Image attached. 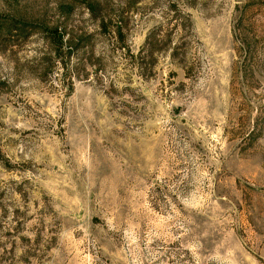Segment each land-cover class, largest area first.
<instances>
[{"label": "rangeland", "instance_id": "rangeland-1", "mask_svg": "<svg viewBox=\"0 0 264 264\" xmlns=\"http://www.w3.org/2000/svg\"><path fill=\"white\" fill-rule=\"evenodd\" d=\"M0 264H264V0H0Z\"/></svg>", "mask_w": 264, "mask_h": 264}, {"label": "trees", "instance_id": "trees-1", "mask_svg": "<svg viewBox=\"0 0 264 264\" xmlns=\"http://www.w3.org/2000/svg\"><path fill=\"white\" fill-rule=\"evenodd\" d=\"M49 29V28H48ZM72 35L67 34L65 30L61 29L60 27L56 26L55 28H50L47 30L46 38L50 41L51 44L58 47L63 46L64 44L71 42L73 38Z\"/></svg>", "mask_w": 264, "mask_h": 264}]
</instances>
